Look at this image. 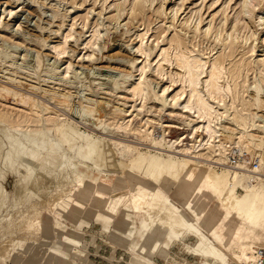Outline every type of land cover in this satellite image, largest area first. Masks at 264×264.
Returning <instances> with one entry per match:
<instances>
[{
  "label": "rangeland",
  "instance_id": "obj_1",
  "mask_svg": "<svg viewBox=\"0 0 264 264\" xmlns=\"http://www.w3.org/2000/svg\"><path fill=\"white\" fill-rule=\"evenodd\" d=\"M262 3L264 0H0V75L23 82L25 88L21 92L28 91L27 86L35 87L37 93L33 92V97L56 109L58 106L45 98L43 91L72 95V112L86 98L102 102L94 121L84 124L66 109L59 108V114L48 115L22 110L0 100V170L3 176L7 175L3 183L9 191L0 212V248L2 243L12 241L16 254L13 261L0 259V264H150L154 258L166 259L174 249L182 256L178 247L182 239L175 240L165 230H148L143 218L133 213L130 204L134 200L127 197L150 194L153 188L147 181L149 170L142 177L138 174L143 160L149 166L153 161L167 169L174 166V175L182 168L180 190L173 187L155 190L188 218L193 220L182 206L185 199L198 212H212L217 227L233 229L236 238L230 239L234 243L238 244L242 237L243 245L260 247L263 232L250 237L243 223L235 218L230 222L220 212L215 198L205 190L207 172L202 166L217 170L216 165L223 162L225 155L230 159L235 149L233 140L238 137L237 131L230 132V138L220 137L227 150L222 148L221 155L214 152L215 144L208 142L214 129L219 130L221 124L229 126L226 109L241 129L248 127L250 120L257 121L254 114L259 110L253 102V87L257 83L262 86L264 100ZM189 61L194 69L188 67ZM13 63L16 66L12 67ZM47 65L59 67L58 74L68 77L71 84L59 87L58 81L48 80L44 74ZM18 67L22 70H17ZM192 70L202 75L197 97L185 106L188 96L185 92H190L187 81L196 76ZM207 82L212 84L213 94H207L204 88ZM100 83L103 89L96 87ZM222 92L227 97L218 104L214 98ZM159 97H163L164 103L157 100ZM199 99L210 105V119L201 112L199 115L196 107ZM112 113L119 117L115 119ZM259 116L264 119V112ZM59 122L82 138L79 142L82 155L89 148L97 150L104 140L127 168L124 173L96 170L99 188L95 194L102 191L110 194L102 209H97L93 197L78 194L77 203L70 202L69 208L55 213L52 210L55 188L41 185L34 190L31 203L43 212V231L38 236L39 246L34 243L26 251L19 250L22 234L5 231L8 221L24 214L30 203L15 205L12 200L16 178L11 168L21 174L25 169L8 136L19 135V141L23 142V135L36 137L44 133V141L52 144L64 130L56 128ZM119 126L129 132L134 130L133 136L125 137L113 130ZM242 140L249 142V137L246 135ZM200 143L203 146L198 147ZM126 146H133V152L124 149ZM250 147L254 152L261 150L256 152L257 158L264 157V144H260L259 138L256 147ZM242 150L247 151L244 147ZM80 155L77 152L74 155L78 165L95 168L94 156L85 159ZM189 158L197 164V177L180 167ZM225 165L232 166L230 162ZM238 193L245 194L242 188ZM208 215L212 220V215ZM184 242L189 244L188 240ZM194 257L198 264H205ZM157 261L165 264L163 260ZM189 261L193 262L191 258Z\"/></svg>",
  "mask_w": 264,
  "mask_h": 264
},
{
  "label": "bare ground",
  "instance_id": "obj_2",
  "mask_svg": "<svg viewBox=\"0 0 264 264\" xmlns=\"http://www.w3.org/2000/svg\"><path fill=\"white\" fill-rule=\"evenodd\" d=\"M262 14H264V5L262 9ZM10 58L12 59L13 55H10ZM187 64L189 68H195V66H192L190 61ZM14 66L16 65H14L13 63L12 67ZM16 69L22 70L21 67H18ZM58 70L59 67L47 65L44 74L47 76L46 78H48V80L58 81L59 84H56V86L64 87L63 85H65V83L70 85L71 83L67 81L68 77H63L59 75V72H57ZM6 72L7 71H5V73ZM188 72H190V70H188ZM192 72L194 71L192 70ZM3 74L4 72L2 73V75ZM184 75L185 77H188V73L187 76L186 74ZM199 75L202 74L198 73L195 77L193 75V77L191 76V79L187 81L190 86V92H185V94H188V96L186 95L187 97L184 100L185 106L192 103V100L197 97L195 94L197 87L199 88ZM208 78H210V76ZM214 78L216 77H212V80H214ZM0 79V100L5 102L6 105L17 107L22 110L30 109L31 112H41L48 115L59 114V108L66 109L72 112V95L70 94H60V91L52 93L46 91L42 92V95L45 98L50 99L51 101H53L54 104L58 106V108L56 109V106L54 108L50 107L44 104L43 102H39V100L33 97V95L35 96L33 92L37 93L35 87L27 86L26 88L28 89V91L26 90L24 92H21L19 90L25 88L23 82L18 81L17 79H13L11 77H7L6 79L4 78V76L1 75ZM219 79H221V77ZM213 82L216 83L215 81ZM227 85L229 84L226 83V86ZM96 87L103 89V85H101V83ZM204 88L207 89V94H209L208 92H210L211 94L214 93L212 91V84H209L207 82V85ZM136 90L139 91V89ZM253 90L255 91L253 102L259 110L258 113L254 114L257 118V121L250 120L249 126L241 129L238 125L237 119L233 117V115L230 113V110L226 109L225 118L229 119H227L228 122L226 124L229 126L221 124V128L219 130L214 129V135H211L208 140V142H213L215 144V147H217L214 151L215 153L219 151V154L221 155L220 152L222 148L227 151L223 147V140L220 137L224 136L225 139L230 138L228 136L230 132L235 131H237L236 135L238 136L233 140V145L235 146V148L240 149L242 152H247L253 158H257L256 152H261L260 149L254 152V150L250 147V145L256 147L257 138H259L260 144H264V119L262 116H259V113L264 112L262 86L257 83V85L253 87ZM218 92H220L219 89ZM214 95L217 96L216 94ZM225 97H227V94H223L222 92V94H220L219 97L214 98V100L219 101V104L221 103V101L224 100ZM9 100H12V103H9ZM157 100L160 101L161 104L164 103L163 97H159L157 98ZM199 101L200 99L198 100V102ZM101 103V101L86 98L84 104L79 103V107L72 113H74L77 119H80L84 124H90L96 118L98 110L102 108ZM196 107L198 109L199 115L201 112L210 119L212 113L209 104L199 102L197 103ZM195 108L194 111H197V109ZM112 116L115 119L119 117V115L116 113H112ZM56 128L59 131H61L62 128H64V130L60 132V134L55 139V143L52 144L50 142L46 143L44 141V139L46 138L44 133H41L36 137L32 135L31 137L23 135V142L19 141V135L13 136V134H10L8 136L12 147L16 149L18 158L22 160L23 168L25 169V173L21 174L11 168L12 175L16 178L14 182V189L11 192L12 200L15 205H19L21 202L30 203V207L26 210L24 214H20L17 216L16 219H11L8 221V229L5 231L6 233L11 234L16 231H19L22 234V238L18 241L19 250L22 249L26 251V249L29 246H32V244H37L38 236H41L43 231V212L37 208V205L31 203V199L32 197H34V190L40 188L41 185H48L53 189L55 188V192H53L54 194L52 196V210L55 213L60 212L61 209L69 208L70 202H72V205L77 203L76 197L78 196V194H80L81 196L93 197V200L97 205V209H102L110 194H107V192L105 191H102V193L95 194L96 189L99 188V172L96 174V170L103 169L105 172L108 173H124L127 168V164L119 161L116 158L115 152L110 149L107 141L102 140L97 150L89 148L85 150L84 155H82V152H79L80 150L83 151L82 148L79 146V142L82 138L78 136L72 130L71 127L67 128L64 123H57ZM113 130L117 131L119 134L122 133L125 137H132V133L134 132V130L129 132V129L126 127L124 128L123 126H119L118 128H115ZM246 135L249 137V142H243L242 140ZM38 144H42V147H40ZM201 146H203L202 143L198 145V147ZM242 147H244L247 151H243ZM132 148L133 146H126L124 149H127L128 152H130L133 150ZM210 148L213 147L210 146ZM233 150L231 151V155ZM76 152L81 154L80 156L85 159L94 156L95 168H90L85 165H78V162H76L74 159V155L76 154ZM224 158L225 159H223V162L221 164L216 165L219 167L217 170H215L214 168L207 169L205 168V165L202 166V169L207 172V176L205 179V185L207 186V188L205 190L212 194V196L215 198L217 206L220 209V212H222L224 216L229 219L230 222L233 218H235L236 220L243 223V225H245V229L248 236L253 237L257 233H264L263 168L254 169V167L251 168L243 163H233L232 165L231 158H227L226 155L224 156ZM258 159L260 160L261 164H264L263 156L261 159L260 157H258ZM143 162H145V160H143L139 164L138 174L142 177L143 174H145V171L149 170V176L148 179H146L148 181V184H150V186H152L153 188H151L152 190L150 194H131L127 197H132L134 200V202L130 204L135 210L133 213L143 218V222L147 225L148 230L152 232H154L156 228L159 230H165L168 232V235H172L175 240L182 239L181 244H179L180 246H178L182 256H179V254H177L174 249L173 251L171 250L168 253L166 259L154 258L150 264H159L157 260H163L165 264H198L194 255L201 258V260L205 264H232L234 262L245 263L252 262L254 260V250L256 247L250 244L243 245L242 237L239 238L238 244L234 243L235 241L230 238H236L235 231L230 228H226L224 230L220 226L217 227V222H215V220L213 219L212 212L208 213L210 214V216L212 215L211 220L209 219V215L207 213L198 212L193 207H191V204L188 202L187 199H185L182 206L186 211L189 212V214L192 215L193 220H191L181 210H179L167 197L162 195L159 191L155 190V188L157 187H173L175 189L177 188L178 190H180L181 182L179 181V175L182 172V168H179L178 175H174V166H171L170 169H167L165 166L163 167L155 165L154 161L150 162L151 166L144 165L145 163ZM225 162H230L232 166H226ZM182 164L183 165H180V167L187 168L189 175L195 177L199 175L197 164L193 161V158H189L188 160L183 161ZM83 172L86 174L87 177L83 175ZM1 180L2 183H0V212L6 205V201L9 196V191L5 188L3 183L7 180V175L3 176L0 170V181ZM239 188L243 189L245 193L244 195H240L238 193ZM9 205L7 202V206ZM185 240L189 241L188 245H184V243H186L184 242ZM37 246H39V244H37ZM189 249L192 251L191 253L193 254L189 253ZM15 255L16 254L13 253L12 241H7L1 244V260L13 261ZM189 258H191L193 262L189 261Z\"/></svg>",
  "mask_w": 264,
  "mask_h": 264
},
{
  "label": "built area",
  "instance_id": "obj_3",
  "mask_svg": "<svg viewBox=\"0 0 264 264\" xmlns=\"http://www.w3.org/2000/svg\"><path fill=\"white\" fill-rule=\"evenodd\" d=\"M231 160L232 165L233 163H243L251 168H263L264 170V164H261L258 158H253L250 154H248L247 152H242L238 148H235L233 150ZM232 264H264V243L260 247L255 248L254 260L252 262H234Z\"/></svg>",
  "mask_w": 264,
  "mask_h": 264
}]
</instances>
